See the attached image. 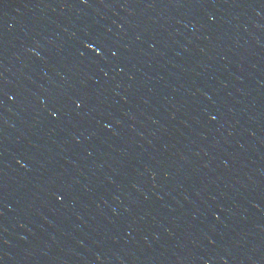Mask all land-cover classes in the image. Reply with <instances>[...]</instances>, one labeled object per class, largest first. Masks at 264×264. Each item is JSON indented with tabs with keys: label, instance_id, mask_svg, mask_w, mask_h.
I'll return each mask as SVG.
<instances>
[{
	"label": "water",
	"instance_id": "95a60500",
	"mask_svg": "<svg viewBox=\"0 0 264 264\" xmlns=\"http://www.w3.org/2000/svg\"><path fill=\"white\" fill-rule=\"evenodd\" d=\"M0 264H264V0H0Z\"/></svg>",
	"mask_w": 264,
	"mask_h": 264
}]
</instances>
